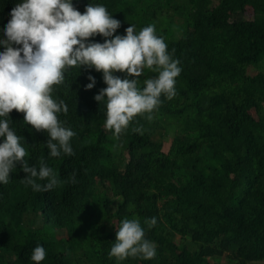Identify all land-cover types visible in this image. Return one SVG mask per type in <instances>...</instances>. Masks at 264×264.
<instances>
[{
	"label": "trees",
	"instance_id": "1",
	"mask_svg": "<svg viewBox=\"0 0 264 264\" xmlns=\"http://www.w3.org/2000/svg\"><path fill=\"white\" fill-rule=\"evenodd\" d=\"M95 1L122 21L117 33L155 23L182 64L177 93L162 96L151 119L138 114L117 138L95 99L106 86L103 73L82 65L55 91L69 106L60 118L76 131L74 154L59 157L48 155L46 130L10 112L30 163L47 158L61 183L34 191L19 162L0 182V264L264 261V0ZM89 72L97 77L90 89ZM154 74L146 69L141 81ZM168 132L174 135L165 151ZM124 216L158 218L144 225L157 243L155 257L109 255ZM38 243L47 254L35 262Z\"/></svg>",
	"mask_w": 264,
	"mask_h": 264
},
{
	"label": "clouds",
	"instance_id": "2",
	"mask_svg": "<svg viewBox=\"0 0 264 264\" xmlns=\"http://www.w3.org/2000/svg\"><path fill=\"white\" fill-rule=\"evenodd\" d=\"M122 21L95 0H0V182L7 183L17 162L26 173L24 180L34 191L52 190L61 179L41 157L30 163L24 136L18 134L10 112L23 114L37 130H46L48 155L74 154L73 127L60 118L68 104L55 94L68 87L82 65L102 71L106 86L95 99L105 111L104 126L119 138L138 114L149 119L163 102L177 93V77L182 72L180 58L169 50L155 23L137 29L129 24L117 33ZM102 34L103 41L93 39ZM149 69L154 75L141 76ZM118 73H124L120 75ZM86 88L97 77L88 73ZM134 131L142 133L143 125ZM76 182L75 172L71 174ZM157 217L124 216L116 225V238L109 255L122 261L127 257L150 259L157 255V243L146 236ZM47 254L38 243L30 259L42 261Z\"/></svg>",
	"mask_w": 264,
	"mask_h": 264
},
{
	"label": "rangeland",
	"instance_id": "3",
	"mask_svg": "<svg viewBox=\"0 0 264 264\" xmlns=\"http://www.w3.org/2000/svg\"><path fill=\"white\" fill-rule=\"evenodd\" d=\"M246 18H251L252 17V11L251 9L247 11V14H244ZM251 72H255V69H250ZM174 133L168 132V135L166 136L164 140V150L168 151L170 144H171V139L173 137ZM259 264H264V261L260 262Z\"/></svg>",
	"mask_w": 264,
	"mask_h": 264
}]
</instances>
